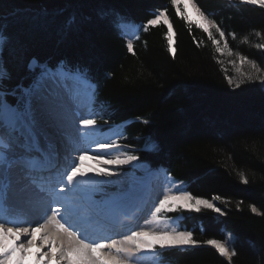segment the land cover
Instances as JSON below:
<instances>
[{"label": "trees", "instance_id": "trees-1", "mask_svg": "<svg viewBox=\"0 0 264 264\" xmlns=\"http://www.w3.org/2000/svg\"><path fill=\"white\" fill-rule=\"evenodd\" d=\"M195 1L224 31V43L211 31L220 46L228 45L224 53L216 51L208 32L178 13L173 0H0V23L6 20L20 41L3 51L7 77L1 90H16L6 100L22 108L27 98L21 99L17 85H28L36 75L26 67L29 58L50 67L62 58L86 65L90 72L82 75L94 83L88 99L99 124L118 125L141 162L165 169L185 191L224 201L216 202L225 215L183 212V226L201 242L233 235L232 261L201 243L165 252L163 262L264 264V215L251 212L256 206L264 213V91L254 74L249 79L248 64L238 80L231 64L243 56L264 71V50L254 43L255 36L264 37V10L225 0ZM109 9L130 19L111 13L101 19L99 13ZM161 12L172 26L175 53L169 51L164 19L147 30L142 26ZM71 17L75 21L66 29ZM123 23L141 28L133 52L121 36ZM229 78L244 83L233 90Z\"/></svg>", "mask_w": 264, "mask_h": 264}, {"label": "snow or ice", "instance_id": "snow-or-ice-1", "mask_svg": "<svg viewBox=\"0 0 264 264\" xmlns=\"http://www.w3.org/2000/svg\"><path fill=\"white\" fill-rule=\"evenodd\" d=\"M243 2L264 7V0H243ZM192 7L204 16L196 4H192ZM109 13L130 19L128 14L119 13L114 9L101 12L99 15L103 19ZM162 15L163 12L159 15L154 14V18L148 19L142 26L147 30L149 26L159 24ZM85 19L90 20L91 17ZM74 21L75 17L69 18L65 28L70 27ZM207 25L204 30L216 43V51H222L219 41H215L210 29L218 32L221 38L225 35L224 31L213 20H207ZM171 27L169 25L167 40L169 51L175 53L170 34ZM67 34L65 31V36ZM14 43L20 44V41L9 31L5 20L0 23V89L3 88L2 80L7 77L3 65V51ZM126 47L129 52H133L132 42H128ZM227 47L228 45L225 44L224 48ZM240 59L244 60V57L241 56ZM26 67L36 75L28 85H17L22 93L21 99L27 98L22 108L19 104H9L6 100L7 95L16 96V90L10 92L0 90V193L4 190V174L7 171L8 185L12 189L15 206L26 211L35 210L39 218L34 221L36 225L34 228L6 227L0 223V264H11L13 254L26 253L27 249L37 242L41 249H45L39 253L44 264H50L52 259H56L57 264H133L132 258L145 250L155 253L159 249L163 254L172 249L197 247L201 243L214 247L221 256L226 257L229 262L232 261L237 253L230 251L225 242L219 239H207L201 242L194 238L193 231L178 230L177 227L170 225L169 214L174 212L200 213L203 210H210L220 215L226 214L213 202V200L224 202L219 195L209 200L188 191H180L179 188L176 189L178 194L164 192L163 198L159 199L151 213L155 228L133 231L121 239H112L107 243L86 241L75 227L79 223L80 206L95 204L93 196L97 193L109 196L105 189L113 184L114 178L122 175L125 166L139 162L141 156L129 149L121 151L117 138L110 143H98L91 155L87 150H83L78 155V159L73 158L67 152L68 130L72 124L69 97L66 92H62L54 85L59 82L57 77L75 78L81 74H89V68L78 62H71L67 58L60 59L54 67H50L48 63H40L35 57L29 58ZM256 67L253 63V68ZM257 79L262 78L258 76ZM48 81H52V85H49ZM227 82L233 90L241 88L244 83L232 78ZM99 123L100 121L95 118L81 117L77 132L93 131ZM103 123L108 124L109 121L105 119ZM143 123L148 125L150 121L145 119ZM155 144L157 150H160L159 141H155ZM60 147L65 149L72 162L58 178H54L49 183L48 177L60 166ZM112 151L117 154L110 155ZM85 160L94 161L95 166L86 169ZM113 166L119 167L120 171L113 170ZM90 173L95 175H89ZM96 177L101 179L97 180ZM241 179L247 183L246 179L243 177ZM236 207L239 209L240 204L238 203ZM251 212L264 215L256 206H251ZM37 232L41 233L39 237L36 236ZM9 237L12 238L11 246H9ZM21 237L26 238V243L21 242ZM17 264H20V261H17Z\"/></svg>", "mask_w": 264, "mask_h": 264}, {"label": "bare ground", "instance_id": "bare-ground-1", "mask_svg": "<svg viewBox=\"0 0 264 264\" xmlns=\"http://www.w3.org/2000/svg\"><path fill=\"white\" fill-rule=\"evenodd\" d=\"M64 80H67V79H64ZM77 80L78 78L76 76L75 78H72L70 80V83L71 84L76 83ZM47 83L49 85H52V83L50 82H47ZM88 83H91V82L88 81ZM59 84L60 83L58 82L56 85H54V87H57L62 92H64V89ZM75 114H72V124L68 130L69 131V140H68L69 148L67 149V152L70 153L73 158L78 159V155L83 150H87L89 154H91L92 151L89 149L88 144L91 147L96 146L98 143H100L99 141L100 138L98 139V137H95V136L89 137V135H86L85 132H82V131L78 133L77 129L79 127V120H78L79 118L77 119L75 117ZM59 151H60V156H61L60 163L64 171L72 161L71 159H69V156L68 154H66V151L63 147H60ZM84 164H85L86 169L88 167L95 166V162L92 160H85ZM113 167L115 168V169L113 168V170L120 171L119 167L117 166L116 167L113 166ZM129 167L130 166H125L123 168V171L129 172L130 171ZM5 168L7 169V165H5ZM89 175H95V174L90 173ZM132 175L131 174L124 175V176L120 175L119 178H116V180H114V183L122 186V189L124 190L123 193L116 192V191L114 193L111 192L109 193V196H104V197L102 196L103 198H100V199H98V196H101V194L97 193L96 195L93 196V200L95 201V204L80 206L79 222L82 224L81 227H83L87 232H89L91 228L96 229L95 227H97L99 229L103 227L102 223L104 222L106 214H108V218L110 217L109 219L110 222H108V224L115 225L112 227L113 229H122L124 227H128L130 225L131 219L134 220L131 222L133 225V223H135L138 220V218H140L141 219L140 223L136 222L132 228V231L129 234H131L133 231H139L141 229H152L156 227L152 223L151 213L154 211L155 206L159 202V199L161 197V189H166V191L167 192L169 191V193L176 191V190L171 189L173 185L171 182L161 177L154 178L153 175H149L148 178L146 177V178H141L138 180L136 178V175L131 177ZM85 179L87 178L85 177ZM96 179L99 180V177H96ZM4 180H5L4 186L6 185L9 191L12 192V189L8 185L7 171H5ZM156 183H158V185H156ZM166 187H168V189ZM2 213L3 211L0 209V215H2ZM13 217L17 220V224H14V223L12 224L11 222L8 221L9 219L2 218V216H0V223H3L6 227L27 226L30 228H32L34 224V223H31V221H28L27 223H23L22 218L20 216L15 215V213L11 215V218ZM37 217L39 218L38 215ZM174 217H177L175 213L169 214V218H174ZM170 225L172 226V224ZM104 227L102 229H104ZM98 231H101V230H98ZM40 235L41 233L39 232L36 233L37 237H39ZM124 235H128V234L121 233L114 239H121ZM11 239L12 238L9 237V246H11ZM21 242L26 243V238L21 237ZM107 242H102V243H107ZM44 250L45 249H41L39 247V242L34 243L30 248L27 249L26 253L13 254V257L11 258V264H17V261H20V264H41V263L44 264L43 259L40 260L39 258V253ZM144 252L132 258L133 264H157L156 262L151 261L152 260L151 258L155 257L156 252L153 253L149 250H145ZM96 254L100 255V253H96ZM50 264H57L56 259H52V262H50Z\"/></svg>", "mask_w": 264, "mask_h": 264}, {"label": "rangeland", "instance_id": "rangeland-1", "mask_svg": "<svg viewBox=\"0 0 264 264\" xmlns=\"http://www.w3.org/2000/svg\"><path fill=\"white\" fill-rule=\"evenodd\" d=\"M225 1H229V2H240V3H244V4L251 5L253 7H258L260 9L264 10V7H261L259 4L253 5L251 3H245V2H243V0H225ZM192 4H196L197 7L200 8V6L196 3L195 0H175V5H176V8L178 10V13L181 16L186 17L188 21L193 22V23H196L197 26H199V28H201V29L204 30L205 27H208L207 20H209V19L210 20H213V19L206 12H204L202 10V8H200V9L204 13V16H201L200 13H198L196 11V9H194L192 7ZM161 18L164 19L167 24L171 25L170 22L168 21V19L165 17V15H162ZM213 30L214 29H210V31H213ZM215 33L217 34L216 36L220 37V35H219L218 32L215 31ZM171 36H172V40H173V45L172 46L174 47L175 35L172 32V30H171ZM222 41L224 43V37L222 38ZM254 43L256 44V47L258 46V49L259 50H264V47H260V45H264V37L263 36H261V35L255 36L254 37ZM220 47L222 48V53H224L225 52L224 51L225 49H223L224 46L221 45ZM240 57L234 58L233 61L231 62L232 69H233L232 71H233V74L235 76V80H238L240 78V75H242V72H241V69L243 68L242 65H244V64L247 65L248 64L249 65V67H248L249 77H251V79H252V76H253L252 74H254V76H256V80L255 81H256V84H257L258 88L260 87L262 89V91H264V71H261L259 69L258 65H257L256 68H253V63L249 64V63H247L245 61V59L244 60H241ZM258 76L261 77L262 79H257ZM80 82H82V81H80ZM85 85H84V87L86 88L88 85H86V86ZM69 106L71 107V110L73 111L72 114L73 113L74 114L76 113V115L78 114L79 115V119L81 117L91 118V116H90L91 115V112H90V107H89V99H88V97H86V95H83V92L82 91L81 92L78 91L76 93L74 102H70L69 101ZM85 134L86 135H89V137L95 136V137H98V139L100 138L99 139L100 143H110L112 140L118 138V143L121 145V151L122 150L124 151L125 149H129V150H132L134 152V150H135V148H133L131 146H128L127 144H123L124 143V140H125V137L123 135H121L120 132L117 131L116 128H113L112 130L107 131V132L104 133L103 132V129L101 128V126L98 125V127L95 130L88 131ZM106 137H107V139H106ZM91 145H92V143H91ZM88 147L92 151L91 154L95 151L94 149H96V146H92L91 147V146H89V144H88ZM88 154H89V152H88ZM91 154H89V155H91ZM116 154L117 153L115 151H113V152L110 153V155H116ZM129 170H130L129 171L130 173L128 171H123L122 172V175L124 176V175H129V174L132 175L133 174L131 177H133V176L136 175V178L139 180L141 178H146V177L148 178L149 175L155 174L154 173V170H152L149 165L141 162V160L139 162H134L133 165H131L129 167ZM149 173H151V174H149ZM161 178L166 179L167 181H169V182H171L173 184L172 187H171V189L176 190L177 188H179L180 191H185V185H184V183L174 181L166 173H163V175L161 176ZM99 179H101V178L99 177ZM114 180H116V178H114ZM111 185H109L110 187H107L105 189L106 192H108V193H111V192L114 193L115 191L116 192H120V193H123L124 192V190L122 189V186H120L119 184H116V183L113 182V185L112 186ZM156 185H158V183H156ZM4 188H6V186H4ZM166 188L168 189V187H166ZM164 192H167L166 189H161V197H160V199L163 198L162 196H163V193ZM170 194H178V192L177 191H173V192H170ZM102 196L103 195L98 196V199L104 197V196L103 197ZM213 202L216 204V206H218V204H217V202L215 200H213ZM9 203H10V206H11L12 211H16L17 210V212L21 214V212H22L23 209H21V208L19 209V207L15 206V204L13 203V197H12V195L9 197ZM183 212H186V211L174 212L175 215H177V217L169 218L170 224H172V226L177 227L178 230H187L186 227L183 226V224L181 223L185 219V217L183 215ZM36 219H38V218H36ZM34 221H31V222L34 223ZM35 226L36 225L34 223L33 226H32V228H34ZM201 230H203V229H201ZM233 241H234L233 235L227 234L226 237H225V239H224V241H222V242H225L226 243V245L229 247V250L230 251H234ZM207 247H210V248L214 249L218 253V251L214 247L208 246V245H207ZM188 248H192V247H188ZM183 249H187V248H183ZM96 255H98V254H96ZM221 257H223V256H221ZM39 258H40V256H39ZM151 259H152L151 261L156 262L157 264H159V263L161 264V261H163V260H162V255H161L159 249L156 250L155 257H153ZM40 260H41V258H40ZM51 262H52V260H51ZM41 264H43V263H41ZM163 264H164V262H163Z\"/></svg>", "mask_w": 264, "mask_h": 264}]
</instances>
